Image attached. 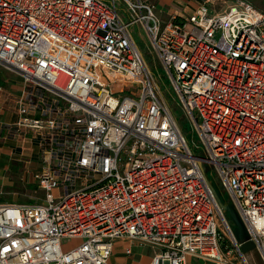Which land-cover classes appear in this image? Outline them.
Here are the masks:
<instances>
[{
    "label": "built area",
    "instance_id": "built-area-1",
    "mask_svg": "<svg viewBox=\"0 0 264 264\" xmlns=\"http://www.w3.org/2000/svg\"><path fill=\"white\" fill-rule=\"evenodd\" d=\"M230 1L212 14L205 0L163 24L148 0H0V68L21 80L5 95L16 119L7 129L32 149L44 195L0 205V264H111L118 241L149 248L150 264H228L224 254L246 264L248 241L264 260V13ZM134 26L198 136L199 157ZM210 166L245 241L226 222Z\"/></svg>",
    "mask_w": 264,
    "mask_h": 264
},
{
    "label": "crops",
    "instance_id": "crops-1",
    "mask_svg": "<svg viewBox=\"0 0 264 264\" xmlns=\"http://www.w3.org/2000/svg\"><path fill=\"white\" fill-rule=\"evenodd\" d=\"M145 1V0H144ZM155 7V14L164 24L171 17L186 18L191 15L205 0H148ZM256 10L264 13V0H245ZM214 2L224 0H210L208 6ZM0 70H3L0 68ZM4 71V70H3ZM6 72V71H5ZM7 76L9 72H6ZM11 74V73H10ZM14 75V74H12ZM3 75L0 80V205L18 203H34L41 200V192L36 190L33 175L39 166L29 157L32 149L26 141H22L15 134H9L8 125L15 119L13 107L5 104V95L9 91L18 92L20 84H10V79ZM24 150L19 154L17 148ZM4 161V162H2ZM3 163V164H2ZM10 163V164H9ZM24 198V199H23ZM129 248L131 254L127 255L125 249ZM152 252L147 247H139L126 241H118L110 259L111 264H150ZM246 264H264L257 251L243 254ZM188 264H214L196 258L188 259ZM223 262L228 264H243L239 256H223Z\"/></svg>",
    "mask_w": 264,
    "mask_h": 264
},
{
    "label": "rangeland",
    "instance_id": "rangeland-1",
    "mask_svg": "<svg viewBox=\"0 0 264 264\" xmlns=\"http://www.w3.org/2000/svg\"><path fill=\"white\" fill-rule=\"evenodd\" d=\"M103 1H110V0H103ZM214 3L215 4H213L212 7L210 6L208 7L210 13L212 14L215 12H219V13L222 12L228 5L231 4V1L226 0L225 3L222 2H214ZM117 9H118V15L121 18L125 19L121 11L119 10L120 9L119 5H117ZM130 33L134 38L137 48L140 49L139 51L142 54L148 69L150 70L153 78L155 79L154 81L158 86L160 95H162L161 96L162 100L164 101L165 105L167 106L172 116L174 117L181 134L183 135L189 146V149L193 152V154L199 157L200 154H198V150L196 149V147L200 145L198 136L197 134H195V132L191 130L192 126H190V123L184 116L183 112L177 107L176 105L177 98L170 86V82H169L170 80H168V77L165 74L158 59L154 56L152 51L149 50L148 48L149 44L146 36L143 35V32L141 31L140 28L137 30V27L135 26L130 28ZM3 75L7 76L5 70L4 71L0 70V80H2ZM8 75H10L7 76V78L10 79V84H15V85L20 84L21 80L17 76L12 75L10 73ZM125 92H127L126 89ZM210 168H211L210 170L211 173H208L207 177L211 183L212 189L214 190L216 199L220 202V204L223 207L224 217H226L225 218L226 222L232 233H234L233 235L236 241L237 242L245 241L246 239L249 238L247 228L244 222L242 221V219L240 218L239 213L236 207L234 206V203L231 201L225 189L221 186V182L219 181L216 173L214 172V168L211 166ZM41 195L44 196L42 193ZM16 204H23V203L17 202ZM74 242H72L69 239L61 240V244L64 246Z\"/></svg>",
    "mask_w": 264,
    "mask_h": 264
},
{
    "label": "water",
    "instance_id": "water-1",
    "mask_svg": "<svg viewBox=\"0 0 264 264\" xmlns=\"http://www.w3.org/2000/svg\"><path fill=\"white\" fill-rule=\"evenodd\" d=\"M254 247L255 246H254L253 242L248 241V242H245L244 244H242L240 246V251H241L242 254H246V253H248V252H250L252 250H255Z\"/></svg>",
    "mask_w": 264,
    "mask_h": 264
},
{
    "label": "bare ground",
    "instance_id": "bare-ground-1",
    "mask_svg": "<svg viewBox=\"0 0 264 264\" xmlns=\"http://www.w3.org/2000/svg\"><path fill=\"white\" fill-rule=\"evenodd\" d=\"M252 251H254V250H252Z\"/></svg>",
    "mask_w": 264,
    "mask_h": 264
}]
</instances>
